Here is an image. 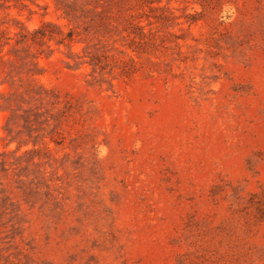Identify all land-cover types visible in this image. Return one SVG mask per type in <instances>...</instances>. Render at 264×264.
Returning <instances> with one entry per match:
<instances>
[{
  "label": "rangeland",
  "instance_id": "rangeland-1",
  "mask_svg": "<svg viewBox=\"0 0 264 264\" xmlns=\"http://www.w3.org/2000/svg\"><path fill=\"white\" fill-rule=\"evenodd\" d=\"M67 1L0 7V264H264V0Z\"/></svg>",
  "mask_w": 264,
  "mask_h": 264
},
{
  "label": "trees",
  "instance_id": "trees-1",
  "mask_svg": "<svg viewBox=\"0 0 264 264\" xmlns=\"http://www.w3.org/2000/svg\"><path fill=\"white\" fill-rule=\"evenodd\" d=\"M9 3V5H7ZM13 3L15 7H28V4L25 3V0H0V7H10ZM98 4H95L94 6H89V4L86 3L85 0H68L64 6H62L63 13L65 18H67L69 21H75L77 18L81 17H88V14H93L94 16L101 15L105 8L102 10L98 9ZM106 16V18L110 17L112 18V13L110 15L104 14L102 15ZM50 23L43 24L40 28L35 30L31 37L28 38V34H23L22 39L26 38L31 39L33 43H36L40 40H42L44 37H48L49 39H57L58 43H62L66 40L69 42L73 39V32L74 28H70L67 32H64L63 29L60 26L52 25L54 27V30H47V26H49ZM139 26V25H136ZM19 43V42H18ZM93 64L97 65L99 61L92 60Z\"/></svg>",
  "mask_w": 264,
  "mask_h": 264
}]
</instances>
